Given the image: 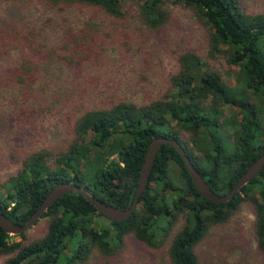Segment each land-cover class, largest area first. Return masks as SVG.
Wrapping results in <instances>:
<instances>
[{"label": "trees", "instance_id": "trees-1", "mask_svg": "<svg viewBox=\"0 0 264 264\" xmlns=\"http://www.w3.org/2000/svg\"><path fill=\"white\" fill-rule=\"evenodd\" d=\"M39 1L57 12L62 6H89L115 19L124 17L125 1L134 2L150 29H159L167 21L168 1L180 2L206 27L210 51L221 53L228 65L239 70L237 84L229 86L195 51L186 50L177 58L179 71L171 78L170 97L143 106L120 102L78 116L71 127V142L53 164L48 163L49 153L44 150L25 158L7 197L0 199V211L9 220L25 224L52 188L69 182L115 208H129L148 146L158 137L177 141L219 196L226 195L264 153V13H247L240 0ZM104 44L93 22L87 21L79 29L66 28L60 44L53 48L39 51L28 45L12 79L21 86L33 83L39 73L33 54L72 66L98 56ZM224 106L237 108L240 116L232 142L223 132L229 127L222 120ZM245 200L252 206L255 250L264 264V168L229 202L213 204L196 190L180 154L165 144L128 220L110 221L83 196L68 193L42 215L48 219L42 237L25 243L23 233L19 235L22 240L14 241L0 227V257L5 258L3 264H77L92 250L104 256L119 254L129 235L155 249L183 214L184 223L170 240L168 264H198L196 245L211 227L228 222ZM96 217L108 220L110 227L95 228Z\"/></svg>", "mask_w": 264, "mask_h": 264}, {"label": "rangeland", "instance_id": "rangeland-1", "mask_svg": "<svg viewBox=\"0 0 264 264\" xmlns=\"http://www.w3.org/2000/svg\"><path fill=\"white\" fill-rule=\"evenodd\" d=\"M240 5L247 13H264V0H240ZM165 8V24L150 29L143 24L138 6L130 1L124 2V17L115 19L89 6H62L57 12L39 0H0V199L7 197L27 156L44 150L49 153L48 163L53 164L65 153L78 116L120 102L143 106L170 97L171 78L179 71L177 58L186 50L195 51L224 83L237 84L238 67L228 65L221 53L210 51L208 31L193 12L180 2L168 1ZM87 21L99 27L105 41L98 56L67 66L33 54L37 77L25 86L15 84L13 71L28 45L39 51L53 48L60 44L66 28L79 29ZM223 110L222 120L229 126L223 132L232 142L240 116L237 108L224 106ZM262 128L264 131V121ZM182 138L187 136L182 134ZM171 170L177 173L174 164ZM165 196L171 198L169 193ZM252 211L245 200L228 222L211 227L194 248L198 264H262L263 258L255 250ZM47 221L40 218L24 233V242L42 237ZM93 223L95 228L110 227L101 217ZM183 223L180 214L158 248H149L129 235L119 254L104 256L92 250L77 264H168L170 240ZM13 236L14 241L22 240ZM4 259L0 257V264Z\"/></svg>", "mask_w": 264, "mask_h": 264}, {"label": "water", "instance_id": "water-1", "mask_svg": "<svg viewBox=\"0 0 264 264\" xmlns=\"http://www.w3.org/2000/svg\"><path fill=\"white\" fill-rule=\"evenodd\" d=\"M171 146L177 153L180 154L185 168L196 188L198 193L202 198L210 201L213 204H224L229 202L241 189L250 183L264 168V153L248 168V170L243 174V176L237 181V183L232 187V189L223 196L216 195L208 187L204 179L199 175L198 171L191 164L188 156L186 155L183 147L175 140L169 139L167 137H158L152 140L146 151L142 167L140 169V174L137 182V187L132 199V203L127 209L115 208L103 201L96 199L92 196L84 187L78 186L72 182L60 183L56 185L46 198L43 200L42 204L38 209L31 215V217L23 225H18L9 220L0 211V227L3 231L10 235H21L26 233L35 223L42 217L46 210L54 205L59 199L68 193H78L85 198L86 201L91 203L97 211H99L104 217L110 221L121 223L128 220L133 212L137 209L140 197L147 188L149 177L152 171L154 160L156 155L163 145Z\"/></svg>", "mask_w": 264, "mask_h": 264}]
</instances>
